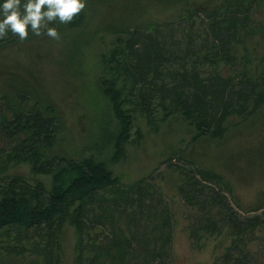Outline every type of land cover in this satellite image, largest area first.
<instances>
[{"label":"rangeland","instance_id":"obj_1","mask_svg":"<svg viewBox=\"0 0 264 264\" xmlns=\"http://www.w3.org/2000/svg\"><path fill=\"white\" fill-rule=\"evenodd\" d=\"M221 2L86 0L85 9L72 20H77V26L69 28L58 20L49 23V27L58 30V40L48 37L46 29L42 36H35L29 29L24 41L18 36L7 43L0 41V95L12 96L10 103L14 106L19 98L15 92L25 93L28 104H51L54 109V143L45 149V157H93L118 177L115 187L139 182L144 186L142 221L130 222L126 217L130 210H137L138 203L109 205L107 214L116 208L117 218L108 216L94 226L86 222V229L80 233L82 244L104 245L122 230L126 238L130 232L134 235L130 250L136 252L129 264H264V104L249 116L231 114L223 123L222 136L211 137L200 133L180 111L164 116L158 107L152 118L155 120L148 121L133 103L126 102L132 123L128 139L120 143L122 152L116 155V136L109 132H116L117 120L100 85L102 77L112 76L105 71L104 58L113 47L122 48L127 32L135 29L139 39L148 32L154 34L156 27L165 35L162 40L168 60L162 69L175 71L183 64L192 67L194 55L205 53L197 35L200 21L208 24L203 11L222 5ZM191 8L198 12L188 18ZM247 14L248 21L245 15L240 16L245 25L240 30L235 54H244L240 45L245 44L247 76L259 82L264 80V0H253ZM206 33L214 37L207 28ZM188 49L196 54H187ZM118 56L121 59L122 55ZM243 62H203L195 67L202 78L217 73L238 82ZM4 106L0 100V110ZM251 108L249 102L248 109ZM213 129L212 123L210 130ZM13 142L0 136V183L19 176L32 186L41 181L45 192L50 190L51 174H35L27 163H4ZM207 171L218 177L206 180ZM193 179L199 181L201 191L192 188ZM146 185L153 190L151 195L146 194ZM115 187L99 191L89 216L101 212L95 207L100 197L116 196ZM256 207L259 208L255 210ZM120 209L123 212L119 215ZM164 209L170 216V226L165 229L170 230V238L167 242L160 238L154 245L160 251L159 246L162 247V256L143 263L137 258L143 244L137 238L143 242L158 234L156 227ZM45 232L34 227H10L1 232L0 264H48L41 253L48 251L53 238L49 239ZM137 232L142 235L139 237ZM78 238L74 228L66 224L50 248V264H74Z\"/></svg>","mask_w":264,"mask_h":264},{"label":"trees","instance_id":"obj_2","mask_svg":"<svg viewBox=\"0 0 264 264\" xmlns=\"http://www.w3.org/2000/svg\"><path fill=\"white\" fill-rule=\"evenodd\" d=\"M221 1L222 5H214L210 10L203 11L208 16V24H204L201 20V28L197 35L200 36L199 43L205 48V53L201 56L194 55L193 66L190 68L183 64L175 71L168 72L166 68L162 69L168 57L162 40L165 35H162L157 27L154 34L148 32L142 39L136 35L137 29L125 30L128 31V38L123 40V47L119 49L113 47L110 55L104 56L105 71L112 76L102 77L100 85L103 96L109 102L117 120L116 132H109L112 137L116 136V155L121 154L120 143L128 139L132 123V114L125 108L126 102L133 103L148 121L155 120L152 118L158 107L164 116L172 114L173 111H180L200 133H206L211 137L222 136L223 123L231 114L249 116L264 104V88H262L264 80L261 79L258 82L247 76L248 69L245 66L249 62L245 44L240 45L244 54L239 57L235 54L239 46L237 41L240 38V30L245 25V22H241L243 18L240 16L245 15V21L250 19L247 12L251 9L253 0ZM25 2L26 0H21L22 5ZM3 3L4 0H0V5ZM122 12H125V9ZM187 12L188 18H191L198 10L191 8ZM2 18L0 15V19ZM74 26H77V20L67 23L69 28ZM206 28L214 34V37H208ZM249 30L252 31L250 28ZM14 36L17 35L8 31L0 41L10 42L16 39ZM190 37L189 35L188 38L192 41L193 38L190 39ZM210 38L213 40L211 41ZM138 44L140 47H136ZM188 53L196 54L191 49L187 50ZM118 54L122 55L121 59ZM128 56L129 60L126 61ZM203 62H208L210 65L219 62L234 65L236 62H243L244 65L240 79L238 82H233L232 77L222 78L217 73L208 74L206 78L200 77L195 66ZM167 78L171 82L168 83ZM25 95V93L15 92V96L19 98L14 106L10 103L12 96L8 93L0 95V100L5 102V106L0 110V136L14 141L10 151L6 153L4 163H27L35 174H51L53 186L45 192L41 181H37L32 186L19 176L0 183V233L8 231L10 227L45 229V233L49 235V239L53 238V241L48 251H42L41 256L46 263L50 264L52 262L50 248L53 247L59 232L67 224L79 234L75 246L74 264H115V262L129 264L130 258L136 252V250L134 252L130 250L132 249L131 241L134 238L132 232L126 238L122 230H119V236L114 234L109 242L98 246L92 245L93 243L82 244L81 235L86 229V222L94 226L93 223H101L108 216L114 218L116 208L107 214L106 209L109 205L132 206L138 203L137 210H130L126 217L130 222L134 219L142 221V211L145 207L142 204H144L143 198L146 197L142 193L144 186L139 182L140 184L115 187L119 183L118 177L113 175L104 162L93 157H85L81 160L58 156L45 157V149L54 143L56 121L55 117L51 116L54 109L47 97H45L46 102L50 105L41 106L35 101L31 105L28 104ZM155 102L156 105H154ZM249 102L252 104L251 109H248ZM212 123L215 124V129L210 130ZM217 177L215 174L212 175L211 171L206 172V180ZM199 185V181L193 179L192 188L199 191ZM112 187L116 189V196L111 199L100 197L95 207L101 212L92 215L93 217L89 216V213L94 210L92 205L99 191ZM145 189L146 194L153 193L147 185ZM258 208L256 207L255 210ZM118 212L120 215L123 210L120 209ZM162 214V220L156 227L157 235H150L143 242L141 238H137L143 243L137 258L143 263L162 256L164 252L162 247L159 246L160 251L154 245L160 238H163L164 242L170 238V230H165L170 226V216L166 213V209ZM146 222L148 224V220ZM138 235L140 237L142 233ZM143 235L147 236L145 231ZM126 256H128L127 259Z\"/></svg>","mask_w":264,"mask_h":264},{"label":"clouds","instance_id":"obj_3","mask_svg":"<svg viewBox=\"0 0 264 264\" xmlns=\"http://www.w3.org/2000/svg\"><path fill=\"white\" fill-rule=\"evenodd\" d=\"M86 7V0H4L0 5V39L8 31L17 35L21 41L29 36V29L35 36L46 34L52 39H59L56 28L49 23H70Z\"/></svg>","mask_w":264,"mask_h":264}]
</instances>
